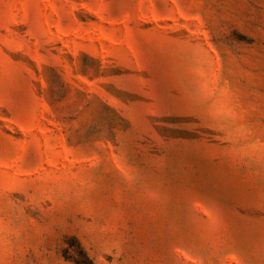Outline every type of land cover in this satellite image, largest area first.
<instances>
[{
	"label": "rangeland",
	"instance_id": "1",
	"mask_svg": "<svg viewBox=\"0 0 264 264\" xmlns=\"http://www.w3.org/2000/svg\"><path fill=\"white\" fill-rule=\"evenodd\" d=\"M76 243L264 264V0H0V264Z\"/></svg>",
	"mask_w": 264,
	"mask_h": 264
},
{
	"label": "trees",
	"instance_id": "2",
	"mask_svg": "<svg viewBox=\"0 0 264 264\" xmlns=\"http://www.w3.org/2000/svg\"><path fill=\"white\" fill-rule=\"evenodd\" d=\"M77 244V250L76 255L71 257V260L74 262V264H95L93 260L88 256V254L85 252V250L80 246L79 243ZM65 258L66 255H65Z\"/></svg>",
	"mask_w": 264,
	"mask_h": 264
}]
</instances>
